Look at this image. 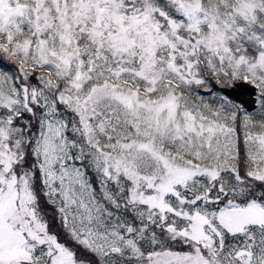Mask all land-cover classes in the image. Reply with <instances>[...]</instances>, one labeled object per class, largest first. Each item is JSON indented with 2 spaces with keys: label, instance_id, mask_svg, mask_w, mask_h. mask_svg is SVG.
<instances>
[{
  "label": "snow or ice",
  "instance_id": "1",
  "mask_svg": "<svg viewBox=\"0 0 264 264\" xmlns=\"http://www.w3.org/2000/svg\"><path fill=\"white\" fill-rule=\"evenodd\" d=\"M0 264H264V0H0Z\"/></svg>",
  "mask_w": 264,
  "mask_h": 264
},
{
  "label": "water",
  "instance_id": "2",
  "mask_svg": "<svg viewBox=\"0 0 264 264\" xmlns=\"http://www.w3.org/2000/svg\"><path fill=\"white\" fill-rule=\"evenodd\" d=\"M234 97L237 100V102L244 101V102H249L254 98L251 95V90L249 88H241L237 90L234 93Z\"/></svg>",
  "mask_w": 264,
  "mask_h": 264
}]
</instances>
